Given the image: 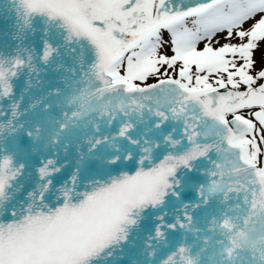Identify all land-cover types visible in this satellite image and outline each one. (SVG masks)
Listing matches in <instances>:
<instances>
[{"label": "snow or ice", "instance_id": "snow-or-ice-1", "mask_svg": "<svg viewBox=\"0 0 264 264\" xmlns=\"http://www.w3.org/2000/svg\"><path fill=\"white\" fill-rule=\"evenodd\" d=\"M0 264H264V0H0Z\"/></svg>", "mask_w": 264, "mask_h": 264}]
</instances>
